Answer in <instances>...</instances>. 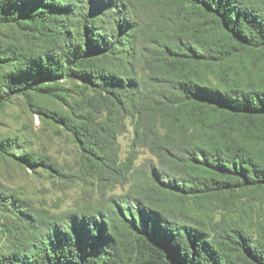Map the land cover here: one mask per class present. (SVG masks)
I'll return each instance as SVG.
<instances>
[{"label":"trees","instance_id":"16d2710c","mask_svg":"<svg viewBox=\"0 0 264 264\" xmlns=\"http://www.w3.org/2000/svg\"><path fill=\"white\" fill-rule=\"evenodd\" d=\"M0 30L17 36L0 39V109L80 82L81 102L39 114L129 185L51 218L0 191V264H264V0H0ZM126 120L153 159L123 184Z\"/></svg>","mask_w":264,"mask_h":264},{"label":"rangeland","instance_id":"374dc122","mask_svg":"<svg viewBox=\"0 0 264 264\" xmlns=\"http://www.w3.org/2000/svg\"><path fill=\"white\" fill-rule=\"evenodd\" d=\"M2 37L17 36L15 32L0 30ZM55 86L56 98L13 93L0 109V191L13 195L19 205L46 218L101 208L112 196L126 193L129 185L123 181L130 179L128 168L153 159L148 150L131 146L133 131L130 121L126 120V129L118 136L112 155V161L120 167L119 180L124 185L109 180L108 176L100 180L86 166V155L71 134L39 114V110L66 113L68 107L62 101L66 95L69 102H81L80 82L61 80ZM30 152L49 162L26 163L22 157ZM1 226L0 221V257H7L11 244Z\"/></svg>","mask_w":264,"mask_h":264}]
</instances>
